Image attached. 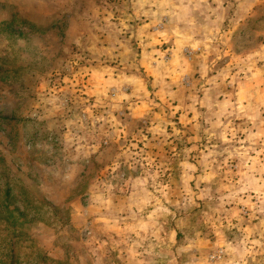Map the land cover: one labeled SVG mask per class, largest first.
<instances>
[{
    "label": "rangeland",
    "instance_id": "374dc122",
    "mask_svg": "<svg viewBox=\"0 0 264 264\" xmlns=\"http://www.w3.org/2000/svg\"><path fill=\"white\" fill-rule=\"evenodd\" d=\"M10 262L264 264V0H0Z\"/></svg>",
    "mask_w": 264,
    "mask_h": 264
},
{
    "label": "crops",
    "instance_id": "0c3cea01",
    "mask_svg": "<svg viewBox=\"0 0 264 264\" xmlns=\"http://www.w3.org/2000/svg\"><path fill=\"white\" fill-rule=\"evenodd\" d=\"M170 3H171V1H169L168 3H167V5H163V4H161V5H156V7H155V11H157V12H161V11H166V10H169L170 11V8H172V6L170 5ZM162 6V7H161ZM166 6V7H165ZM165 7V8H164ZM173 10H174V8H172ZM158 16V15H157ZM164 19H165V17H163ZM156 20V19H155ZM155 20H152V21H150V24H153V22L155 21ZM170 19L168 18V19H166L165 20V22H158L157 23V25H156V31L157 32H162V35H164V33H165V39L164 40H166L167 42H170L171 44H173L174 43V41H173V38H175V40H183V39H185V38H188L189 37V33L187 32V31H181V30H178V29H176V31L175 30H173V26H175V23L173 24L172 23V20L171 21H169ZM172 23V24H171ZM171 31V32H168V31ZM166 32L168 33V34H166ZM168 35V36H167ZM185 49H187V48H185ZM173 51V49H171V52ZM187 51V53H190L191 54V52H189V50H186ZM175 52H177V51H175ZM173 55H174V52H172L170 55H169V57H166L167 58V60H171L172 61V59H173ZM186 55V54H185ZM188 61V60H187Z\"/></svg>",
    "mask_w": 264,
    "mask_h": 264
},
{
    "label": "trees",
    "instance_id": "16d2710c",
    "mask_svg": "<svg viewBox=\"0 0 264 264\" xmlns=\"http://www.w3.org/2000/svg\"><path fill=\"white\" fill-rule=\"evenodd\" d=\"M9 264H12V262H10Z\"/></svg>",
    "mask_w": 264,
    "mask_h": 264
}]
</instances>
